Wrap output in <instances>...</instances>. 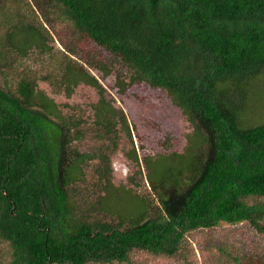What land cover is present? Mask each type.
<instances>
[{
  "label": "trees",
  "instance_id": "16d2710c",
  "mask_svg": "<svg viewBox=\"0 0 264 264\" xmlns=\"http://www.w3.org/2000/svg\"><path fill=\"white\" fill-rule=\"evenodd\" d=\"M53 14L89 47L57 48ZM137 84L180 110L182 148L140 152L113 97ZM79 85L98 94L88 111L59 100ZM121 143L126 183L111 168ZM243 222L264 236V0H0V264L184 255L191 231Z\"/></svg>",
  "mask_w": 264,
  "mask_h": 264
},
{
  "label": "rangeland",
  "instance_id": "374dc122",
  "mask_svg": "<svg viewBox=\"0 0 264 264\" xmlns=\"http://www.w3.org/2000/svg\"><path fill=\"white\" fill-rule=\"evenodd\" d=\"M53 18L55 19L53 36L56 40L57 48H61V45L65 46L64 44L72 45L71 47L81 45L76 44L82 39L79 38L68 21L58 17L56 14H53ZM82 42L87 45V49L89 42ZM77 49L81 50L82 48ZM55 57H58V55H54L52 60L50 59V66L56 65L54 64L56 61ZM39 64L43 70H47L45 69L46 63L41 62ZM22 68L19 70H22ZM18 74L17 72L12 74L9 71L7 79L10 78L12 83H14ZM100 79L109 89L110 87L107 84L113 82V76L106 79L100 77ZM113 94L116 104L127 113L134 129V142L137 146H140V152L147 154L156 153L161 149V143L166 138L168 140L167 143H164V147L167 150L182 148L185 134L189 131L190 126L180 110L170 102L165 90L161 88L152 89L144 84H137L123 94H118L115 90ZM97 98L98 94L92 87L79 85L74 88L70 97L61 96L59 100L69 102L75 107L76 111L81 109L79 112H84V110L88 111L87 103L95 101ZM82 141L73 142V146L81 152L99 150L92 142L84 139ZM124 147L125 144L121 143V149L112 156L111 160L113 179L117 183H126L127 177L136 168L121 151ZM87 168L89 173L93 172L94 167L90 166V168ZM123 171L126 173H123ZM92 180L90 176L87 177L88 184H91ZM187 242L188 248L184 255L166 256L136 251L132 253L130 261L111 264H230L224 261L222 254L219 252L225 246H229L230 249L236 248L248 252L264 253V236L257 233L246 222L235 225L223 224L213 229L193 230L187 235ZM6 251L5 243L0 241V262L4 260Z\"/></svg>",
  "mask_w": 264,
  "mask_h": 264
},
{
  "label": "built area",
  "instance_id": "2783aa9c",
  "mask_svg": "<svg viewBox=\"0 0 264 264\" xmlns=\"http://www.w3.org/2000/svg\"><path fill=\"white\" fill-rule=\"evenodd\" d=\"M123 173H126V172L123 171Z\"/></svg>",
  "mask_w": 264,
  "mask_h": 264
}]
</instances>
